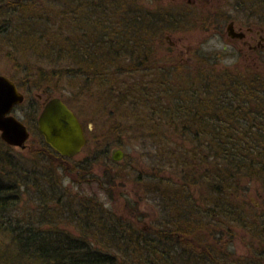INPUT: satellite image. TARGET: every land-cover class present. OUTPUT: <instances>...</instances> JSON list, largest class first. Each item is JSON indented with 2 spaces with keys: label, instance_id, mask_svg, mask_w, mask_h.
I'll use <instances>...</instances> for the list:
<instances>
[{
  "label": "trees",
  "instance_id": "obj_1",
  "mask_svg": "<svg viewBox=\"0 0 264 264\" xmlns=\"http://www.w3.org/2000/svg\"><path fill=\"white\" fill-rule=\"evenodd\" d=\"M58 1L68 4L67 12H55L51 0L49 7L44 4L48 9L39 7L41 0L1 1V45L27 44L35 55L62 59L48 68L26 67V77L33 88L62 98L84 124L99 127L101 132L89 130L88 136L89 143L104 147L101 154L111 143H106L111 123L128 122L157 137V150L172 161L178 177L171 185L163 172L152 179L164 212L160 227L144 228L140 219L144 215L131 199L124 216L104 214L88 200L67 202V214L61 205L54 219L79 226L85 222L84 227L91 223L103 240V250L94 247L84 232L43 228L22 215L12 218L8 211L20 191L37 189L39 207L47 214L54 211H49L40 183L46 186V177L31 185L36 168L22 171L0 150L11 164L9 169L0 168V237L8 243L1 245L0 264H251L252 258L255 264H264V212L257 213L241 195L243 184H255L264 209V75L231 70L211 55L200 54L202 60L198 57L195 64L170 56V46L152 15L140 5L133 10L131 0L112 5L111 0ZM131 13L138 14L128 20L125 15ZM123 59L128 66L120 67ZM38 110L36 105L34 113ZM177 128L188 136L183 139L190 148L179 141L168 146ZM41 146L43 150L33 149L38 156L53 163L71 160L45 143ZM95 184L100 189L103 185L97 179ZM163 186L165 192L159 190ZM239 229L249 234L248 256L220 255L219 249L224 252L232 242V230Z\"/></svg>",
  "mask_w": 264,
  "mask_h": 264
},
{
  "label": "rangeland",
  "instance_id": "obj_2",
  "mask_svg": "<svg viewBox=\"0 0 264 264\" xmlns=\"http://www.w3.org/2000/svg\"><path fill=\"white\" fill-rule=\"evenodd\" d=\"M1 1L3 0H0V2ZM41 1L44 3L39 7L48 9L46 6L49 7V0ZM113 1L116 3V0H111V5L113 4ZM51 3H53L51 6L55 9V12H62L63 10L65 12L68 11L65 7L68 4H64L58 0H51ZM131 3L133 10L136 6L140 5L147 13L152 15L153 18H151L156 22L157 28H159V33L161 32L164 35L169 34L171 39L173 38L172 41L177 42V39L181 36V39L185 41L182 42V44H189L202 54L211 55L213 59L217 58V60L220 61L219 65L221 64L225 67L230 66L229 68H231V70L237 69V67H231L235 57L227 56L228 54L226 53L228 47L224 49L225 43L223 37L213 33L190 31L191 35H186H189L192 38L188 40L185 35L181 34L182 31H179V29L182 30L187 28L186 30L189 31L194 29L196 25L193 21V17L190 18L191 16L185 15L184 13H187V11L178 8L171 0H163L160 2L155 0H131ZM71 6H73V3ZM41 12L45 11L43 10ZM14 14V21H18L19 18L17 12L15 11ZM137 14L131 13V15H125V17L134 18V15ZM178 14H181V16ZM175 19H179V28L174 25L175 23H178L177 21H174ZM57 25L58 24H56V26ZM164 35L163 41H166ZM178 47L179 45L177 46V49ZM179 50L182 49L179 48ZM230 50H232V48ZM160 51L163 50L159 49V53H161ZM168 54L170 56H177L176 51L172 48H170ZM45 55H35L27 44L17 43L16 45H12L11 47L8 46L7 48L1 45L0 40V75L12 79L17 84L19 90L25 95L24 103L17 106L13 111V114L28 127L30 133V138L24 149L11 148L0 141V150L6 151L9 157L13 159L16 165H18V168L21 166L22 171L28 170L27 168H36V174H33L29 178V183L31 185L36 184L37 182L39 183V178L41 179L42 176L46 177V186L45 184L42 185L44 182L40 181V183L44 188L42 191H45L43 194L47 198L46 204L49 211H54L53 214H47L44 212V210L38 205V200L41 199V196L36 195L38 194L37 189L34 193H32L34 189H29V191L32 190L29 193H22L23 191L17 193L18 200L16 199L14 207L11 206L8 213H10L12 218L14 216L22 215L25 219L28 218V220L34 225L42 224L43 228L49 226L55 227L59 230H64L76 235H79L80 232H84L85 235L89 237L88 240L94 247L103 250L105 249L102 244L103 240L101 241V239L94 233L91 223L87 222V226L84 227L85 222L82 223V226H79L73 221L67 219H54L60 215L61 205L64 206L63 210L67 214V202L75 203V201H79L78 199L88 200L94 202L89 203L91 206L98 211H102L104 214L113 213L124 216L129 214L128 210H130V207L128 206L127 200L131 199L138 205L139 211L144 215L143 217H140L142 220L141 225H144V228L152 225L160 227L162 223L161 216L164 215V212L161 211L159 194H154L158 189L152 179L156 173L161 176V172H163L164 176L169 178V183L171 185L173 184L172 179L175 180L178 175L176 174V177L173 175L172 161L166 159L165 156V158H162V151L157 150V137L145 132H140L142 131L141 127L133 128L132 124L128 122L120 125L111 123V132L106 134V137L108 138L106 143H111L108 145V148L105 149V153L102 154L101 150H103L104 147L102 145L100 147H95V143H89V141L86 147L68 162L53 163L50 158L35 154L33 149L43 150L41 145L44 143L42 136L37 131L36 118L38 112L34 113V107L36 105L39 106L41 103L38 99V95L41 91L31 86L32 82L27 79L25 70L26 67H29L31 70L38 69L39 66L48 68L53 62H56L55 64L58 65L62 62V59L50 58ZM184 55L185 54L182 53V56L184 57L182 59L186 62L188 54ZM182 56H179V58ZM120 64V67L128 66L129 61L123 59ZM166 64H168L167 69H170L171 67L169 66H171V61ZM166 72L170 73L171 71L166 70ZM247 73L251 75L254 74L249 70ZM217 75L222 76L221 74ZM212 78L216 79V75H213ZM219 86L220 85L217 83V87ZM151 124L152 123L147 124L150 129H152L150 127ZM84 125L85 127L91 125V130L95 129V133L101 132L99 127L95 128L92 123ZM101 125L103 126L104 124L102 123L100 126ZM179 128H177V132H172L170 134L174 141L172 142V139L170 138V144H168V146L174 147L175 143H178L179 141L178 144H184L188 149L190 148V144L185 140L188 136L186 137L183 133L181 134ZM167 129L170 130L169 128ZM161 130H164L163 127H161ZM171 131L172 130H170V132ZM116 142L120 143L119 147H115L114 143ZM118 148L123 152V157L121 161L113 163L109 159L114 151L113 149ZM9 160L4 154L0 155V168L9 169L11 166V164L8 163ZM107 170H109L108 173L113 176L112 186H109V175L107 174ZM95 179L102 181L103 185H101V189L95 184ZM151 182L152 185L148 187L147 185L151 184ZM243 186L241 195H244L248 203L254 207L256 206V209H258L257 213H263L264 209L261 207V200L258 196L257 186L252 183L243 184ZM159 190L163 192L166 191L164 186ZM139 192V195L134 196V193ZM77 210H79V205H77ZM251 211V214H256L252 209ZM45 217H48V220H46ZM232 232L233 234L230 238L232 242L229 246L226 245V250L224 252L219 249L220 255L221 253L226 255L227 252L231 254L233 252L236 256H248L249 248L247 244L250 242L249 234L240 229L236 231L232 230ZM224 235L225 234H223V236ZM224 238L227 239V235H225ZM5 242L7 241L0 237V248L1 245L6 246L8 244ZM253 260L255 259H250L251 264H255Z\"/></svg>",
  "mask_w": 264,
  "mask_h": 264
},
{
  "label": "flooded vegetation",
  "instance_id": "obj_3",
  "mask_svg": "<svg viewBox=\"0 0 264 264\" xmlns=\"http://www.w3.org/2000/svg\"><path fill=\"white\" fill-rule=\"evenodd\" d=\"M155 1L160 2L163 0ZM171 1L178 8H181L183 11L186 10L187 13L184 14L191 16L190 18L193 17V21L195 22L196 27L194 29L189 31L186 30L187 28L182 30L179 29V31H182L181 34L186 36V39L189 40L192 38L189 36L191 35L190 31L218 34L224 38V49L228 47L227 56L235 57L231 67H237V69L243 73L249 70L256 75H264V0ZM178 15L181 16V14ZM178 20L179 19H175L174 21L178 22ZM174 25L177 28L180 27L179 22ZM164 38L167 45L174 49L178 56L175 55L172 57L182 59L184 58L182 53L185 55L188 54L185 62L187 64H195L199 59L198 57L201 59L200 54L202 53L195 50V48L189 44H182V42L185 41L181 39V36L177 39L178 42L172 41L173 38L171 39L169 34H165ZM178 45L179 47L177 49ZM158 47L161 48L162 45H158ZM179 48L182 50H179ZM231 48L232 50H230ZM160 52V54L163 53V51ZM179 56L182 57L179 58ZM182 61L184 60L182 59ZM85 130L88 143L89 136L87 134L89 130L86 128Z\"/></svg>",
  "mask_w": 264,
  "mask_h": 264
},
{
  "label": "water",
  "instance_id": "obj_4",
  "mask_svg": "<svg viewBox=\"0 0 264 264\" xmlns=\"http://www.w3.org/2000/svg\"><path fill=\"white\" fill-rule=\"evenodd\" d=\"M23 101L24 96L15 83L7 76L0 75V138L7 145L20 149L26 147L30 134L27 127L12 114V110ZM37 131L52 150L66 158L80 153L87 142L84 127L75 112L55 96L44 98L37 118ZM122 157L121 150L112 152V160L119 162Z\"/></svg>",
  "mask_w": 264,
  "mask_h": 264
}]
</instances>
